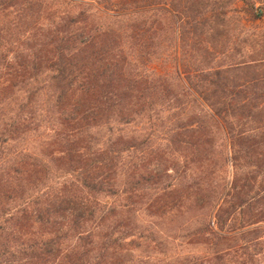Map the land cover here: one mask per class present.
Here are the masks:
<instances>
[{
  "label": "trees",
  "instance_id": "obj_1",
  "mask_svg": "<svg viewBox=\"0 0 264 264\" xmlns=\"http://www.w3.org/2000/svg\"><path fill=\"white\" fill-rule=\"evenodd\" d=\"M236 1L0 0V264H145L126 259L130 246L161 237L140 231L136 210L164 216L182 199L220 205L191 233L204 257L178 264H264V75L232 74L259 59L188 74L192 86L177 75L176 89L152 65L164 27L186 17L181 36L199 37L208 17L223 36ZM242 1L262 18L264 1ZM180 146L192 163L204 152L250 171L189 177L167 167Z\"/></svg>",
  "mask_w": 264,
  "mask_h": 264
},
{
  "label": "rangeland",
  "instance_id": "obj_2",
  "mask_svg": "<svg viewBox=\"0 0 264 264\" xmlns=\"http://www.w3.org/2000/svg\"><path fill=\"white\" fill-rule=\"evenodd\" d=\"M226 5L224 10L227 11L226 23L221 26V29L225 30V35L223 36H213L215 27L212 25H215V23H213V18L208 17H200L196 20L197 29L199 28V30L203 27L202 23H206L205 20L209 23L203 28L204 34L199 37H195L193 33H186L184 38L181 36L183 28L186 29V32L193 28L188 21L192 24L195 23L194 21L192 22V19H186V17L176 20L173 25L176 33H172L171 30H166L164 27L159 32L160 34L156 39L157 45L153 49L155 56L152 65L154 68L159 73L172 77L173 79L171 80L173 82L175 77L179 75L184 80L186 79L185 82L187 81L189 86H192L198 83L194 80L196 74H201L203 70L213 71L240 64L243 66L245 63H250L252 59H259L253 63L254 65L256 64L255 68L241 70L232 74L235 77L237 76L241 83L248 77H262L264 75V65H262L264 63V59H262L264 58V7L261 6L263 7L262 18L252 19L245 12L247 5L242 0ZM260 5L261 3L256 2L255 12H260L258 9ZM183 11H186V9ZM246 40L248 42H244ZM188 74L195 76L189 81L187 78ZM178 84L180 88V82L178 81L174 82L173 88L176 89ZM255 84H257V88H262L261 82L258 81ZM184 99L192 100L193 98L184 97ZM220 142L221 140L215 142V145L220 144ZM29 145V147H38V151L41 150L45 155L44 157L54 150L58 153L57 149L59 148L58 145H50L44 150L39 146L40 141L38 140H35V142L30 141ZM217 145L215 146L216 150L219 149ZM45 146L47 147V145ZM191 152L190 148L180 146L179 151L173 153V162H168L167 167L171 170L173 165L180 170L189 168V177L192 173L196 178L200 177L202 180L208 181V183L213 181L219 185H222L225 181L232 182L236 176L244 177V174L250 171L247 167L246 159L236 161L235 167L233 166V161L225 165V162H220L215 154L209 156L204 152L194 157V160H197L194 164L190 159ZM262 152L260 159L264 160V150ZM57 156L59 155L53 154V157ZM180 202L182 205L180 208L174 209L172 213L164 216H152L146 210V205L139 206L136 210V221L139 223L137 225L140 231H143L146 235L149 233L158 235L157 237H161L158 243L163 242V244L151 243L149 245L148 242L150 241L142 237L140 241H137L140 244L137 249L130 246L129 255L127 254L126 259L132 257L133 259L131 260L137 261L139 259L146 262L145 264H178L193 257H204L203 245L197 243V241L194 242V237L191 233L203 226L201 223L202 217L206 218V214L216 215L220 204H217L210 211V206H207V208H202L203 206H201V209H199L202 201L182 199ZM127 264H129V260H127Z\"/></svg>",
  "mask_w": 264,
  "mask_h": 264
}]
</instances>
